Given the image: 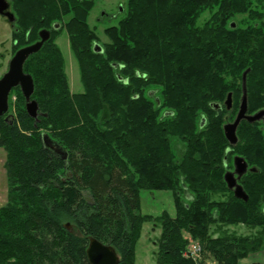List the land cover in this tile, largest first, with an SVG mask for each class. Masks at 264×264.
<instances>
[{
  "label": "trees",
  "instance_id": "16d2710c",
  "mask_svg": "<svg viewBox=\"0 0 264 264\" xmlns=\"http://www.w3.org/2000/svg\"><path fill=\"white\" fill-rule=\"evenodd\" d=\"M93 6L60 0L59 9L54 0H39L40 12L69 15L82 92L71 94L58 49L24 68L37 120L25 112L19 89L12 90L14 115L0 117L8 187L0 264H88L90 238L111 246L119 264H135L142 226L153 220L139 212L142 191L170 192L173 199L174 217L164 212L155 219L156 264H193L184 257V232L216 264L264 251L263 125L242 121L235 146L223 135L247 70V114L264 110V0H127L102 46L88 24ZM172 139L182 148L179 157ZM232 156L254 169L239 182L246 202L223 179ZM237 226L254 233L227 232Z\"/></svg>",
  "mask_w": 264,
  "mask_h": 264
},
{
  "label": "rangeland",
  "instance_id": "374dc122",
  "mask_svg": "<svg viewBox=\"0 0 264 264\" xmlns=\"http://www.w3.org/2000/svg\"><path fill=\"white\" fill-rule=\"evenodd\" d=\"M94 6L88 17V24L90 28L95 32L99 39L98 44L103 45L108 43V39L104 35V31L110 27L118 25L119 21L124 18L126 1L127 0H92ZM208 18L207 15H203L198 21V25L201 26ZM239 20V18H237ZM57 45L60 47L61 52L65 58V73L69 81V89L71 94H78L82 92V87L79 79L77 62L74 59L71 50L69 49L66 39L64 37V43L57 41ZM6 71L0 70V78ZM21 94V93H20ZM152 95V94H151ZM153 96V95H152ZM154 97V96H153ZM16 95L13 91L9 96V110L8 112L14 115L16 105ZM172 145L179 157V152L182 148L178 141L172 139ZM6 155L3 149H0V208L7 202V180L5 176L4 163ZM140 210L142 215L150 216L153 220L143 224L140 238L136 242L134 247L135 252V264H156L155 254L157 250V243L161 235V229L158 222L155 220L166 212L170 216L174 217V205L172 194L170 192H147L142 191L139 194ZM228 233H233L236 236H249L250 233L242 226L230 227L227 229ZM183 239L186 240V249L190 248L193 244H198L192 240L187 233H183ZM193 262V261H192ZM193 264H216L215 261L208 254L201 256L197 262ZM238 264H264V251L255 252L249 254L245 259H242Z\"/></svg>",
  "mask_w": 264,
  "mask_h": 264
},
{
  "label": "water",
  "instance_id": "95a60500",
  "mask_svg": "<svg viewBox=\"0 0 264 264\" xmlns=\"http://www.w3.org/2000/svg\"><path fill=\"white\" fill-rule=\"evenodd\" d=\"M42 43L43 41L34 47L18 52L10 62L8 71L0 78V117L8 113L10 92L13 89L18 88L25 101V112L29 118L37 120L39 115V106L36 101L31 99L34 92V84L31 76L23 72V63L29 55L40 49ZM94 51L100 53L101 48L98 45H95ZM247 72L248 70L242 76V97L237 115L232 123H228L226 121L223 125V135L230 146H235L237 143L236 131L242 121L249 124H255L264 120V110L257 112L254 115L247 114V97L245 88ZM224 106L227 111L231 109V94H228ZM44 144L52 151L64 155L59 148L50 143L46 138H44ZM233 166L234 172L225 174L224 182L227 189L233 191V196L236 199L246 202L247 197L241 186L237 184V181H239L247 172V164L242 158L235 157L233 159ZM250 172H254V169H251ZM66 228L70 230L69 225H67ZM86 258L88 264H119V257L115 250L111 246L103 245L93 238L89 239L86 250Z\"/></svg>",
  "mask_w": 264,
  "mask_h": 264
},
{
  "label": "flooded vegetation",
  "instance_id": "af4514ba",
  "mask_svg": "<svg viewBox=\"0 0 264 264\" xmlns=\"http://www.w3.org/2000/svg\"><path fill=\"white\" fill-rule=\"evenodd\" d=\"M54 1L60 9V0ZM50 9H52V6ZM55 16L56 15L52 13L50 14V12H40L39 0H0V70L7 72L10 62L18 52L34 47L42 41L43 43L40 49L29 55L24 61L23 72L25 66L28 64L30 68H36L39 54L41 53V55H43L46 52L52 53L53 49H58L63 56L64 62H66L60 47L57 45V41L64 43L65 37L66 43L69 46L68 34L66 31L69 15L59 12L58 17ZM224 120V122L227 121L228 123L234 121L229 122L227 117H225ZM258 123L263 125L262 130L264 133V120ZM235 157L237 156H232L231 163L225 165V174L234 172L233 159ZM250 170L251 169L247 166V172ZM240 180L237 181L239 186ZM230 192L233 194V191Z\"/></svg>",
  "mask_w": 264,
  "mask_h": 264
},
{
  "label": "built area",
  "instance_id": "2783aa9c",
  "mask_svg": "<svg viewBox=\"0 0 264 264\" xmlns=\"http://www.w3.org/2000/svg\"><path fill=\"white\" fill-rule=\"evenodd\" d=\"M201 256V248L198 244H193L190 248H188L184 254V257L197 262Z\"/></svg>",
  "mask_w": 264,
  "mask_h": 264
}]
</instances>
